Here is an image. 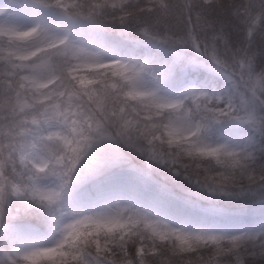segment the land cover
I'll return each mask as SVG.
<instances>
[{"label":"snow or ice","instance_id":"obj_1","mask_svg":"<svg viewBox=\"0 0 264 264\" xmlns=\"http://www.w3.org/2000/svg\"><path fill=\"white\" fill-rule=\"evenodd\" d=\"M0 264H264V0H0Z\"/></svg>","mask_w":264,"mask_h":264}]
</instances>
